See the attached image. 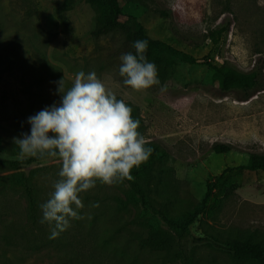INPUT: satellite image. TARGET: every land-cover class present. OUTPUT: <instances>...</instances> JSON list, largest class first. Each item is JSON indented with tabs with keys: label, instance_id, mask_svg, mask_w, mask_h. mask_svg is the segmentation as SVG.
<instances>
[{
	"label": "rangeland",
	"instance_id": "obj_1",
	"mask_svg": "<svg viewBox=\"0 0 264 264\" xmlns=\"http://www.w3.org/2000/svg\"><path fill=\"white\" fill-rule=\"evenodd\" d=\"M134 11L155 39L193 54L200 63L229 62L250 71L261 59L264 74V0H121ZM167 13V14H165ZM229 30L223 31L226 21ZM96 12L84 0L66 8L64 0H0V155L17 159L14 138L30 135L28 118L59 105L57 82L71 87L75 74L95 71L117 99L138 107L141 134L169 156V185L160 184L159 201L180 214L198 203L206 185L227 167L247 162L252 153H264V90L242 100L241 90L221 95L213 70L204 64L176 60L161 85L134 92L119 75L120 57L127 44L118 33L94 39ZM215 143L232 149L216 153ZM33 159L32 162H26ZM14 170L0 165V264H258L235 260L229 253L196 237L211 234L225 239L241 232L264 233V171H233L222 186H232L224 197L214 191L207 210L183 237L172 236L173 246L145 245L148 226L136 203L123 207L128 184L111 186L99 181L80 194L83 217L50 238L41 224L40 205L59 179L55 158H27ZM29 177L37 201V220L30 217L24 186L17 174ZM163 185V187H162ZM163 197V198H160ZM179 253V257L176 256Z\"/></svg>",
	"mask_w": 264,
	"mask_h": 264
},
{
	"label": "clouds",
	"instance_id": "obj_2",
	"mask_svg": "<svg viewBox=\"0 0 264 264\" xmlns=\"http://www.w3.org/2000/svg\"><path fill=\"white\" fill-rule=\"evenodd\" d=\"M132 52L120 57L119 75L125 86L144 92L153 86L160 91L158 70L146 58L147 40L133 42ZM59 105L53 104L28 118L30 135L14 138L19 148L17 159L55 158L60 162L59 179L49 199L40 205L41 224L51 229L50 238L70 227L71 220L83 217L80 194L97 181L111 186L133 179L131 171L146 162L154 151L146 146L138 131L140 120L133 119L132 108L97 77L95 71H79L67 90L64 78L57 82Z\"/></svg>",
	"mask_w": 264,
	"mask_h": 264
},
{
	"label": "trees",
	"instance_id": "obj_3",
	"mask_svg": "<svg viewBox=\"0 0 264 264\" xmlns=\"http://www.w3.org/2000/svg\"><path fill=\"white\" fill-rule=\"evenodd\" d=\"M76 0H64L66 8L71 7ZM96 12V23L91 32L94 39H99L111 33H118L125 40L128 48L127 53L135 54L132 47L133 42L137 40H147L148 47L146 50V58L149 62L156 65L158 74L165 75L176 60L184 63L204 64L213 70L214 77L218 82V90L221 95H226L232 90H241L243 92L242 100H248L258 92L264 90V74L263 62L261 59L255 62L254 67L243 72L233 67L229 62L214 64L207 60L200 63V60L193 54L179 50L169 42L161 39L152 38L134 11H126L121 0H84ZM167 14V13H165ZM230 21H226L223 31L229 30ZM132 108L133 119L140 120L138 131L141 133L143 119L140 117L138 107L126 103ZM147 147H151L152 152L149 159L142 163L138 168H133L131 181L125 179L129 188L126 192V199L121 200L123 207H127L129 203H136L138 212L142 213L144 224L148 226V235L145 238V245L151 249H164L173 246L172 236L164 230L163 223L178 237H183L190 232V227L196 222L199 215L204 213L209 205V200L215 190L220 189L223 180L229 172L233 171H264V153H252L244 164L236 167H227L221 174L214 177L206 185V191L202 199L183 213L174 214L167 203L159 201L161 193L160 184L169 185L168 180L170 168L167 165L168 152L160 144L156 142H147ZM232 149V145L228 143H215L213 150L216 153H226ZM30 159L26 162H32ZM20 160H7L0 155V165L7 164L12 169H20ZM18 181L24 186L25 194L28 200L30 217L37 220V201L30 183V179L23 172L17 174ZM162 185V187H163ZM224 197L233 192L232 186H222ZM163 198V197H160ZM195 241L206 242L211 246L218 247L229 253L235 260L252 261L258 264H264V233L258 234L256 231L241 232L238 235L220 239L211 234L205 237H196ZM177 254V253H176ZM176 256H180L179 253ZM58 264H64L60 262ZM182 264H194V262L183 256Z\"/></svg>",
	"mask_w": 264,
	"mask_h": 264
}]
</instances>
